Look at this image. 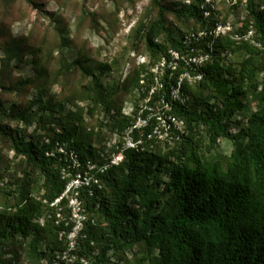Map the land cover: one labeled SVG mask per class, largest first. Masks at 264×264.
<instances>
[{
  "label": "trees",
  "instance_id": "obj_1",
  "mask_svg": "<svg viewBox=\"0 0 264 264\" xmlns=\"http://www.w3.org/2000/svg\"><path fill=\"white\" fill-rule=\"evenodd\" d=\"M203 1L193 0L180 10L163 0H150L157 16L139 27V41L149 59L135 65L132 84L139 87L144 81L141 98L148 99L155 84L156 75L149 68L162 59L170 63V52L181 57L174 71L167 66L158 75L162 88L148 102L153 108L163 98L171 105L163 111L185 122L172 145L149 138L153 119L148 127L132 132L138 145L122 151L123 162L105 170L108 161L88 144L84 109L76 106V111L65 113L62 106L45 101V69L37 63L43 86L36 102L8 112L0 99V114L18 122L13 128L1 124L0 135L28 168L13 202L8 199L13 193L0 186V249L18 238L29 240L30 256L46 264H111L110 253L122 261L136 246L146 251L139 264H264V0H236L234 7L244 6L247 16L240 28L219 36L213 32L222 22L204 18ZM169 14L193 19L198 27L179 37ZM61 41L66 42L64 35ZM8 51L16 58L21 54L13 47ZM201 55L208 59L200 67L186 65V58ZM61 58V74L77 68L89 79L80 98L92 102L90 113L103 109L122 136L136 121L141 105L125 116L122 108L113 107L100 75L80 61L68 65L63 54ZM185 73L193 82L184 79L187 103L181 104L172 101L170 92ZM33 83L29 78L2 89L20 94ZM250 98L255 111L241 120ZM37 104L38 122L33 111ZM144 114L147 118L148 110ZM45 116L51 118L46 137L30 134ZM204 138L212 146L229 140L234 149L229 156L207 162L201 153ZM77 179L82 184L72 194L76 192L87 219L70 251L67 236L74 224L57 217L58 208L64 211L69 200L64 197L57 206L52 204ZM46 213L50 218L41 224ZM0 264L12 261L0 253Z\"/></svg>",
  "mask_w": 264,
  "mask_h": 264
},
{
  "label": "rangeland",
  "instance_id": "obj_2",
  "mask_svg": "<svg viewBox=\"0 0 264 264\" xmlns=\"http://www.w3.org/2000/svg\"><path fill=\"white\" fill-rule=\"evenodd\" d=\"M192 1L163 0V3L181 10L190 6ZM234 4L236 0H204L202 5L204 18L207 21L218 18L222 23H219L217 28L229 26V32L237 30L246 18L247 12L244 6L235 8ZM32 5L39 6V9H35ZM156 16L157 10L151 5L150 0H15L14 2L0 0V99L3 106L10 112L13 106L19 109L30 105L33 101L36 102L38 89L45 84V101L62 106L65 113L76 111V106L84 109L86 132L90 134L88 144L98 150L101 158L111 160L115 155L114 148L120 142L125 143L126 131L122 136L118 134L112 128L110 116L103 109L98 108L93 114L90 113V109L93 108L92 102L88 98L83 100L80 98L86 92L89 79L77 68L64 75L61 74L64 63L61 54L66 64L80 61L100 75L113 97V107L122 108V113L129 116L137 105H141L146 100L141 98L144 89L140 86H143L144 81L140 82L139 87L132 84L137 62H149L144 46L139 41V27L154 20ZM168 20L177 26L174 32L179 37L198 27L193 19L178 20L169 14ZM62 35L66 37V42L63 44ZM135 45L137 49L133 47ZM11 47L20 51L19 57H14V54L8 51ZM234 60L238 59L234 58ZM36 63L45 69V79L42 84L37 77ZM154 67H150L149 72L152 73ZM146 73L142 74V78ZM29 78L34 83L25 87L20 94L2 89L3 86L9 87ZM246 104L248 108L240 113L241 120L256 108L251 98L246 100ZM33 111L38 122L41 117L39 104ZM50 120L49 116H45L28 132L42 138L46 137ZM1 124L13 128L18 122L0 114ZM202 146V157L207 162L218 156H229L234 149L233 143L225 139L212 146L209 140L204 138ZM160 147L165 149L163 145ZM27 171L28 168L22 159L15 157L10 142L0 135V175L3 176L0 186L10 194L13 193L8 197L11 202L17 198L18 188L26 178ZM76 186L75 181L69 187L74 190ZM69 198L68 206L57 217L74 224L73 230L67 236L70 245L71 241L76 242L78 237L77 227L80 225L81 216L77 206L71 204V201L75 200L71 193ZM3 200L4 197L0 194V202ZM81 210V215L83 214L84 219H87L83 204ZM57 212H60V209ZM47 218H50L48 213L41 218V224H44ZM29 242L18 238L13 243L4 245L0 253L12 261V264H46L45 261L39 263L30 256ZM95 254L97 255L98 252ZM145 254L143 247L136 246L133 250L125 252L122 261H119L115 255L113 257V253L109 256L111 264H139Z\"/></svg>",
  "mask_w": 264,
  "mask_h": 264
},
{
  "label": "built area",
  "instance_id": "obj_3",
  "mask_svg": "<svg viewBox=\"0 0 264 264\" xmlns=\"http://www.w3.org/2000/svg\"><path fill=\"white\" fill-rule=\"evenodd\" d=\"M230 31V27H224V26H219L218 28H216V30L213 32V34L215 36H219V35H225L227 34V32ZM170 56H171V62L167 63V61L165 59H162V61L152 69V72L156 75L155 77V84L154 86L151 88V92L149 94L148 99L145 100V102H143L140 106V109L138 111V116L136 121L133 123L132 127L130 129H128L126 131L124 140L125 143L123 145L122 148H120V152H118L117 154H115L111 160L108 161V163L104 166V169L107 170L109 167L111 166H117L120 163L123 162L124 160V155H123V150L127 149V148H136L138 143H136L132 137L131 134L134 130H141L144 129L146 127L149 126V124L151 122H153V119L156 120V124H154L155 126L152 129L151 135L149 136V138H155L160 142H167L170 145L173 144V137L174 135H176V139H179V135L178 134H182L184 131V127H185V122L173 115H167L164 111H169L171 110V105L166 104L164 99L161 98L160 102H157L155 104V107L151 108L148 105V102L151 100V96L155 93L156 90L161 89L162 85L160 83L159 77L158 75H160L162 72H164V68L165 67H169L171 70H175L177 67V61L180 60V55L176 52H170ZM141 59H143V57H141ZM208 59L207 56H196L194 58H187L185 59L186 65L189 66L190 64H193L196 67H200L204 62H206ZM146 61H139L137 62L138 65L145 63ZM198 79L201 78V76L197 77ZM184 79H188L189 82H193L192 77L188 74L185 73L181 76V78L178 80L176 87H173L171 89L170 95H171V99L172 101L175 102H180L181 104H185L187 103V98L184 96V94L182 93V86H183V82ZM148 110V116L147 118L144 117V113L145 111ZM164 110V111H163ZM133 113V112H132ZM132 115V114H131ZM178 133V134H176ZM173 140V141H172ZM122 149V150H121ZM95 166H90V169H94ZM77 182V186L76 188H74V190H72V188H70L69 185L66 192L63 194L62 197H60L59 199H57L55 201L54 204H52V206H57L64 197H66L68 200L69 195L71 193V195L75 198V200L71 201L72 205H76L78 208V213L81 216V219L79 221L80 225L77 227V234L80 233L82 227H83V222H84V217L83 214L81 215V205L82 202L77 198V194L76 192H74L72 194L73 191H75L79 186L80 182H82L80 179L75 180ZM73 181V182H75ZM82 184V183H81ZM80 184V185H81ZM72 208L74 209V207L72 206ZM60 212H58V215H61V208ZM76 228V229H77ZM75 244L76 242H72L69 245V250H73L75 248ZM64 258H68V260L71 262L72 259L69 258V256L67 255V253H65ZM86 264V263H85Z\"/></svg>",
  "mask_w": 264,
  "mask_h": 264
}]
</instances>
